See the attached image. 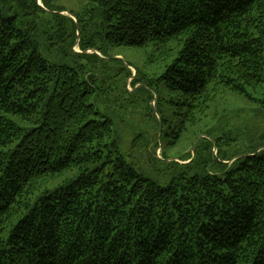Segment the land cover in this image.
<instances>
[{"label":"trees","instance_id":"trees-1","mask_svg":"<svg viewBox=\"0 0 264 264\" xmlns=\"http://www.w3.org/2000/svg\"><path fill=\"white\" fill-rule=\"evenodd\" d=\"M38 1L0 0V264H264V0H88L111 46L152 47L164 66L150 83L169 97L171 146L194 150L165 185L109 142L89 82L42 56L44 21L75 55L78 32L102 53Z\"/></svg>","mask_w":264,"mask_h":264},{"label":"rangeland","instance_id":"rangeland-1","mask_svg":"<svg viewBox=\"0 0 264 264\" xmlns=\"http://www.w3.org/2000/svg\"><path fill=\"white\" fill-rule=\"evenodd\" d=\"M38 2L47 11L40 14L46 21L52 20L51 14L59 13L60 10H65L62 13L65 16L79 17L81 25L78 29H81L83 40L90 41L93 47L102 53L99 58H93L81 52L78 46L80 41L78 32L74 50L81 55H75L71 50L73 39L62 33H56L58 27L52 29V26L46 25L44 21L36 38L42 56L50 63L76 69L83 79L89 82L93 92L90 103L105 119H110L113 123V134L109 142H115L120 154L126 161L132 162L138 171L160 185H165L177 174V171L168 168L169 162L178 161L187 153L193 154L194 150L191 141V144L189 142L177 147L171 146L174 140L169 137V126L172 121L169 97L163 89H158L150 83V80H157L165 70L164 66L150 60L153 48L111 46L104 36L98 7L88 0H39ZM3 4L0 3V8ZM7 5L11 8L14 1H8ZM88 53L94 54L95 51ZM128 65L132 66L130 79L124 70ZM81 67L84 70H81ZM136 71H139V80L144 85L139 91L136 89L140 84L132 83ZM92 74H95V77L90 78ZM156 92L161 94V100H158ZM238 105L241 103H232L231 107ZM231 123L237 133L251 132V118L249 119L246 114L241 118L236 112ZM155 150L160 160L155 159L153 165L145 167L141 154L153 157ZM214 153L217 154V150H214ZM134 154L135 157L129 156ZM179 169L184 170V167Z\"/></svg>","mask_w":264,"mask_h":264},{"label":"water","instance_id":"water-1","mask_svg":"<svg viewBox=\"0 0 264 264\" xmlns=\"http://www.w3.org/2000/svg\"><path fill=\"white\" fill-rule=\"evenodd\" d=\"M40 5H42L40 2H38Z\"/></svg>","mask_w":264,"mask_h":264}]
</instances>
